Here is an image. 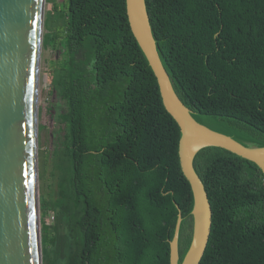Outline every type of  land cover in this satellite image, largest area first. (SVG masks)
Wrapping results in <instances>:
<instances>
[{"label": "trees", "instance_id": "obj_1", "mask_svg": "<svg viewBox=\"0 0 264 264\" xmlns=\"http://www.w3.org/2000/svg\"><path fill=\"white\" fill-rule=\"evenodd\" d=\"M144 1L159 58L191 116L264 147V0ZM61 29L52 41L62 36L65 52L51 82L65 111L53 151L56 197L47 206L39 196L42 263L51 252L48 264H169L178 212L180 263L193 205L180 131L131 33L125 0H66ZM193 167L212 213L199 264H264L260 169L216 147L200 150ZM51 209L53 228L44 222Z\"/></svg>", "mask_w": 264, "mask_h": 264}, {"label": "water", "instance_id": "obj_2", "mask_svg": "<svg viewBox=\"0 0 264 264\" xmlns=\"http://www.w3.org/2000/svg\"><path fill=\"white\" fill-rule=\"evenodd\" d=\"M43 4L44 0H0V264H41L35 133ZM125 8L131 33L156 79L162 105L179 127V166L193 199L189 247L178 263L182 220L178 212L169 242V264H199L212 213L193 167L196 154L207 147L221 148L254 163L264 176V147L243 145L198 123L174 92L162 65L145 1L125 0Z\"/></svg>", "mask_w": 264, "mask_h": 264}, {"label": "rangeland", "instance_id": "obj_3", "mask_svg": "<svg viewBox=\"0 0 264 264\" xmlns=\"http://www.w3.org/2000/svg\"><path fill=\"white\" fill-rule=\"evenodd\" d=\"M66 6V0H44L43 4V35L46 37V42L39 47V57L37 65V91H36V105H37V130L35 133L36 155H37V190H38V204L39 196L47 204L52 202L56 197V177L54 176V153L58 147V143L62 137L63 124L60 120L65 111V105L60 100L52 88L53 71L61 62L65 45L63 37L59 36L52 41L53 36L61 34L63 13ZM40 113V115H38ZM40 116V118H39ZM38 123L42 124L38 129ZM40 210H39V229L40 224ZM44 222L47 226L53 228L55 226V218L53 209L46 211ZM54 230H50V237H54ZM48 250L55 249L49 243ZM40 251H41V235H40ZM41 264H48L49 261H55V256L51 252L44 257L45 261L42 263V253L40 252ZM57 264V263H56Z\"/></svg>", "mask_w": 264, "mask_h": 264}, {"label": "bare ground", "instance_id": "obj_4", "mask_svg": "<svg viewBox=\"0 0 264 264\" xmlns=\"http://www.w3.org/2000/svg\"><path fill=\"white\" fill-rule=\"evenodd\" d=\"M36 226H37V228H36V236H37V239H38V241H37V246H38V243H39V229H38V225L36 224ZM37 252H38V254H39V251L37 250ZM40 256V255H39Z\"/></svg>", "mask_w": 264, "mask_h": 264}]
</instances>
